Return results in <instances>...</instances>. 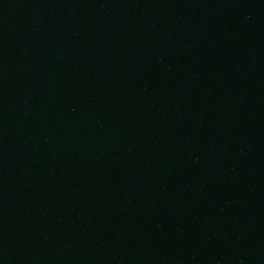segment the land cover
Instances as JSON below:
<instances>
[{
    "label": "water",
    "instance_id": "water-1",
    "mask_svg": "<svg viewBox=\"0 0 264 264\" xmlns=\"http://www.w3.org/2000/svg\"><path fill=\"white\" fill-rule=\"evenodd\" d=\"M0 264H264V0H0Z\"/></svg>",
    "mask_w": 264,
    "mask_h": 264
}]
</instances>
